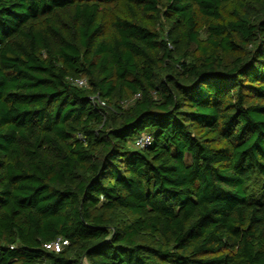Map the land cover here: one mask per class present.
<instances>
[{
  "label": "trees",
  "instance_id": "1",
  "mask_svg": "<svg viewBox=\"0 0 264 264\" xmlns=\"http://www.w3.org/2000/svg\"><path fill=\"white\" fill-rule=\"evenodd\" d=\"M0 264H264V0H0Z\"/></svg>",
  "mask_w": 264,
  "mask_h": 264
},
{
  "label": "built area",
  "instance_id": "2",
  "mask_svg": "<svg viewBox=\"0 0 264 264\" xmlns=\"http://www.w3.org/2000/svg\"><path fill=\"white\" fill-rule=\"evenodd\" d=\"M74 83L80 87L88 86V81L87 79H84V78L76 79ZM89 98L94 104H98V105L106 104L105 100L102 99L99 94L91 95ZM152 140H153V136L150 133H143L136 139L135 145L138 148H144L148 146L149 144H151ZM67 244H68V240L63 239V238H58L54 242L46 244V247L51 250L61 251Z\"/></svg>",
  "mask_w": 264,
  "mask_h": 264
},
{
  "label": "rangeland",
  "instance_id": "3",
  "mask_svg": "<svg viewBox=\"0 0 264 264\" xmlns=\"http://www.w3.org/2000/svg\"><path fill=\"white\" fill-rule=\"evenodd\" d=\"M125 106H128V104H126Z\"/></svg>",
  "mask_w": 264,
  "mask_h": 264
}]
</instances>
